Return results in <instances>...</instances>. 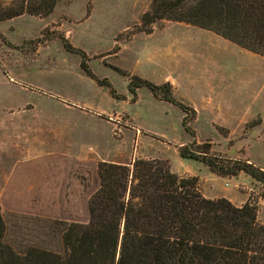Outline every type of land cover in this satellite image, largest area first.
Instances as JSON below:
<instances>
[{
    "label": "rangeland",
    "instance_id": "374dc122",
    "mask_svg": "<svg viewBox=\"0 0 264 264\" xmlns=\"http://www.w3.org/2000/svg\"><path fill=\"white\" fill-rule=\"evenodd\" d=\"M152 1L56 0L47 15L0 21V210L4 242L17 253H64L62 232L87 220L100 162L162 158L174 172H202L204 163L177 154L179 144L207 150L218 166L248 159L264 169V56L185 22L143 24ZM140 78L170 83L176 103L146 86L134 96L128 86ZM60 158L69 166L67 192L38 193L34 182ZM85 170L91 190L77 177ZM244 184L238 190L262 223L263 185Z\"/></svg>",
    "mask_w": 264,
    "mask_h": 264
},
{
    "label": "trees",
    "instance_id": "16d2710c",
    "mask_svg": "<svg viewBox=\"0 0 264 264\" xmlns=\"http://www.w3.org/2000/svg\"><path fill=\"white\" fill-rule=\"evenodd\" d=\"M55 3L14 0L7 4L0 0V21L24 13L47 15ZM163 18L211 30L264 56V0H153L142 23ZM145 31L150 33L151 28ZM65 47L71 50L70 45ZM81 67L95 78L83 60ZM98 82L109 86L104 80ZM141 86L175 102L170 83L159 86L140 78L128 87L135 96V88ZM162 86L167 88L163 95ZM180 147L181 157L200 161L218 175H250L263 185L260 196L264 199L262 167L248 159L218 166L207 150ZM56 164L49 166L50 174L42 183L34 182L38 193L55 192L60 186L67 192L69 166L64 158ZM72 170L80 168L70 166ZM96 174L93 189L87 170L77 176L86 190L92 189L86 202L88 216L83 222L66 223L63 254L37 246L17 253L4 242L0 210V264H264V224L258 221L252 200L236 206L225 197L207 198L199 189L198 177L179 175L162 158H136L132 165L100 162Z\"/></svg>",
    "mask_w": 264,
    "mask_h": 264
},
{
    "label": "crops",
    "instance_id": "0c3cea01",
    "mask_svg": "<svg viewBox=\"0 0 264 264\" xmlns=\"http://www.w3.org/2000/svg\"><path fill=\"white\" fill-rule=\"evenodd\" d=\"M179 108V107H178ZM181 110V109H180ZM182 118H183V111H181ZM137 137L140 138V129H138ZM161 140L164 141L162 138ZM166 142V141H165ZM168 145H171L167 142ZM178 144L176 147V152H178ZM183 158V157H182ZM186 159V158H184ZM203 171L198 173L195 171L183 170V171H176L179 175L182 176H196L198 177V183L202 194L207 198H219L225 197L230 200L233 204L237 206H241L246 202V197L244 193H241L238 190L240 185H245L244 183L247 182H254V179L246 174V173H239L236 176L228 177V176H221L214 172H212L208 167L204 164ZM260 203V201H259ZM260 206H264V202L261 201ZM264 224V221L262 222Z\"/></svg>",
    "mask_w": 264,
    "mask_h": 264
}]
</instances>
